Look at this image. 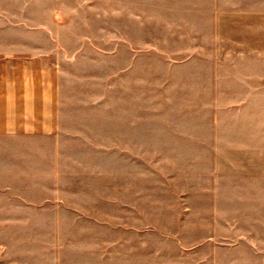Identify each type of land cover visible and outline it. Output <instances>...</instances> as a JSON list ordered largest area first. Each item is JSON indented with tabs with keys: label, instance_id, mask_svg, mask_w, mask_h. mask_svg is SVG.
<instances>
[{
	"label": "rangeland",
	"instance_id": "1",
	"mask_svg": "<svg viewBox=\"0 0 264 264\" xmlns=\"http://www.w3.org/2000/svg\"><path fill=\"white\" fill-rule=\"evenodd\" d=\"M53 123L0 135V264H264V0H0Z\"/></svg>",
	"mask_w": 264,
	"mask_h": 264
},
{
	"label": "crops",
	"instance_id": "2",
	"mask_svg": "<svg viewBox=\"0 0 264 264\" xmlns=\"http://www.w3.org/2000/svg\"><path fill=\"white\" fill-rule=\"evenodd\" d=\"M51 77L41 59H0V135L40 132L53 123Z\"/></svg>",
	"mask_w": 264,
	"mask_h": 264
}]
</instances>
